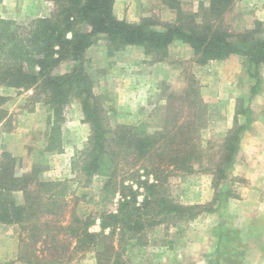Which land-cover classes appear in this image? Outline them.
I'll list each match as a JSON object with an SVG mask.
<instances>
[{"label":"rangeland","instance_id":"374dc122","mask_svg":"<svg viewBox=\"0 0 264 264\" xmlns=\"http://www.w3.org/2000/svg\"><path fill=\"white\" fill-rule=\"evenodd\" d=\"M208 1L178 0L177 11L164 0H113L112 10L118 19L131 23L146 19L152 28L160 30L169 24L192 26L209 21L232 35L248 31L264 38V0H232L217 17L206 13ZM50 8L48 0H0V18L28 25L38 17L49 16ZM83 63L110 130L119 124H136L154 111L158 112L161 130L170 129L173 122L192 120L194 112L187 103L174 97L193 81L202 100L190 132H175L177 137L193 139L199 157L191 172L173 171L167 190L176 203L190 207L194 217L166 220L147 228L141 236H126L122 241L123 264H264V190H245L250 186L244 177L249 160L242 143L243 131L264 116V62L250 68L245 57L232 54L200 64L192 48L181 40L172 41L165 56L157 59L138 45L111 50L105 35L97 34L85 51ZM73 64L64 60L55 72H68ZM30 94L0 85L4 98L0 101V155L7 152L14 157L16 175L28 174L36 167L40 179L63 181L64 218L68 219L72 211L94 216L89 230L98 232L97 216L115 209L118 195L105 186L107 177H85L80 166L73 167L90 133L80 102L72 98L65 106L60 150H50L47 145L56 125L54 117L45 103L29 101ZM240 124L244 127L237 151L218 178L217 169L227 164H220L223 140ZM255 144L264 146V139ZM254 160L259 163L264 157ZM256 176L264 178V174ZM245 192L255 204L244 201ZM14 197L22 201L21 192H15ZM30 240L17 224H0V264H36L51 257L46 253L48 242ZM103 245L96 239L94 246L83 251L69 249L60 264H96V251Z\"/></svg>","mask_w":264,"mask_h":264},{"label":"trees","instance_id":"16d2710c","mask_svg":"<svg viewBox=\"0 0 264 264\" xmlns=\"http://www.w3.org/2000/svg\"><path fill=\"white\" fill-rule=\"evenodd\" d=\"M48 1L50 15L38 17L28 25L0 18V85L31 91L29 101L48 106L56 123L48 137L50 150H60L59 130L64 108L72 98L78 99L90 133L73 167L80 166L85 177L93 174L107 177L105 186L114 189L118 198L115 209L97 216L99 231L91 232L94 216L72 211L68 219L64 218L63 181L40 179V170L36 167L28 174L16 175L14 157L3 152L0 155V224H17L30 241L48 242L46 253L51 257L36 264H60L69 249L83 251L89 245L94 246L96 239L104 242L103 248L96 251V264H123L122 241L126 236H141L147 228L166 220L194 217L191 208L176 203L167 190L173 171L191 172L199 157L193 139L187 135L177 137L175 132H190L202 100L193 81L182 94L174 97L187 103L194 112L192 120L173 122L170 129L161 130L158 112L154 111L136 124H119L110 130L83 63L93 37L105 35L111 50L142 46L146 54H153L157 59L165 56L172 41L181 40L192 48L197 63L237 54L245 57L250 68L264 62V38L248 31L232 35L209 21L192 26L169 24L161 30L152 28L146 19L131 23L114 15L113 0ZM164 1L179 11L178 0ZM231 2L209 0L206 13L221 16ZM64 60L74 63L71 70L56 73V67ZM3 99L0 96V101ZM237 126L223 140L220 164H227L217 169L218 178L237 151L244 127ZM15 192L22 193L21 202L16 201Z\"/></svg>","mask_w":264,"mask_h":264},{"label":"crops","instance_id":"0c3cea01","mask_svg":"<svg viewBox=\"0 0 264 264\" xmlns=\"http://www.w3.org/2000/svg\"><path fill=\"white\" fill-rule=\"evenodd\" d=\"M1 17H3L1 15ZM264 139V116L256 118L253 123L243 131L242 143H244L246 156L248 157V164L244 166V177L250 181L249 188H245L246 191H251L253 188L258 187L261 190H264V178L261 176H256V174H264V161L257 163V160H254L256 156L260 159L264 157V146L258 144L256 146V142L262 143ZM251 159L252 162H251ZM258 167V168H257ZM258 179V180H256ZM247 192L244 193L243 199L246 203H250L251 205L255 204L256 201L251 197L247 196ZM249 219V218H248Z\"/></svg>","mask_w":264,"mask_h":264}]
</instances>
